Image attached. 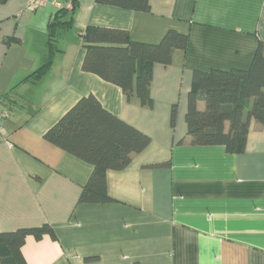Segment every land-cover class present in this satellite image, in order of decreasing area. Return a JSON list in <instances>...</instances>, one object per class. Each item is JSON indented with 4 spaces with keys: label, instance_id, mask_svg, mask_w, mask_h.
Instances as JSON below:
<instances>
[{
    "label": "crops",
    "instance_id": "0c3cea01",
    "mask_svg": "<svg viewBox=\"0 0 264 264\" xmlns=\"http://www.w3.org/2000/svg\"><path fill=\"white\" fill-rule=\"evenodd\" d=\"M26 4H0V110L10 114L0 132V233L47 224L55 236L28 238L26 263L264 264V125L252 120L244 151L228 154L191 146L184 120L193 72L249 68L264 45V0H148V13L78 0L38 80L29 77L47 60L46 25L59 7ZM89 26L145 44L187 34L184 53L153 66L152 108L82 71L79 35ZM88 95L150 138L125 169L107 172L108 204L78 203L92 167L43 138Z\"/></svg>",
    "mask_w": 264,
    "mask_h": 264
},
{
    "label": "trees",
    "instance_id": "16d2710c",
    "mask_svg": "<svg viewBox=\"0 0 264 264\" xmlns=\"http://www.w3.org/2000/svg\"><path fill=\"white\" fill-rule=\"evenodd\" d=\"M5 1L0 0V4ZM95 1L104 6L149 12L148 0ZM69 5L70 9L59 7L47 23V60L29 78L38 80L50 69L52 58L58 52V36L72 26V12L78 0H71ZM79 36L85 50L82 71L118 87L127 100L135 96L141 107L149 109L153 106L148 94L153 66L171 65L175 53H184L188 44L187 34L175 30H168L156 44L134 42L123 30L92 26L86 27ZM199 100L204 102L203 110L197 107ZM175 119L173 106L172 128ZM184 120L191 146H220L228 154H241L250 122L264 125V45L258 44L247 70L193 72ZM43 138L92 167L79 204L113 202L106 191L107 172L125 169L132 156L150 144L147 135L113 116L92 95L80 98ZM158 166L166 165L152 167ZM46 235L55 239L47 224L0 233V264H27L22 254L26 240H40Z\"/></svg>",
    "mask_w": 264,
    "mask_h": 264
},
{
    "label": "built area",
    "instance_id": "2783aa9c",
    "mask_svg": "<svg viewBox=\"0 0 264 264\" xmlns=\"http://www.w3.org/2000/svg\"><path fill=\"white\" fill-rule=\"evenodd\" d=\"M53 5L55 7H59L56 0H27L26 9L30 12H34L39 8H42L46 5ZM67 9H70L71 6L68 4L66 6ZM10 116L8 111L0 110V132L2 131L3 123Z\"/></svg>",
    "mask_w": 264,
    "mask_h": 264
}]
</instances>
